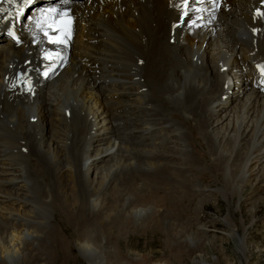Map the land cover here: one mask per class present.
<instances>
[{
  "label": "bare ground",
  "instance_id": "6f19581e",
  "mask_svg": "<svg viewBox=\"0 0 264 264\" xmlns=\"http://www.w3.org/2000/svg\"><path fill=\"white\" fill-rule=\"evenodd\" d=\"M15 1L0 0V18ZM229 1L236 8L222 24L183 38L174 0H94L75 7L93 24L87 66L73 59L47 89L34 90L30 102L12 100L1 85L25 50L0 45V264H50L54 221L64 227L67 220L75 239L61 249H74L85 264L108 263L107 227L126 232L153 220L172 248L193 264H207L196 260L205 229L191 232L151 201L162 190L182 202L207 194L191 180V172L205 170L191 151L196 143L221 181L213 191L227 204L234 197L241 203L248 178L264 177V94L247 72L255 58L264 66V32L257 37L250 27L255 9L263 11L257 28L264 25V0ZM225 69L233 87H224ZM118 121H125L126 138L112 124ZM113 199L118 206L109 207ZM225 224L236 235L229 215ZM246 239L245 230L240 254Z\"/></svg>",
  "mask_w": 264,
  "mask_h": 264
},
{
  "label": "rangeland",
  "instance_id": "374dc122",
  "mask_svg": "<svg viewBox=\"0 0 264 264\" xmlns=\"http://www.w3.org/2000/svg\"><path fill=\"white\" fill-rule=\"evenodd\" d=\"M189 141L195 142V137H191L190 135ZM199 144H194L197 150L195 147L194 149L191 147L193 145L189 147H191V151L197 162L205 170L195 175L191 172L190 175L193 174L191 176L193 182L200 184L208 190L207 194L196 197L192 201L190 200V202L179 200L178 202L174 196L171 197L169 195L173 191L169 190L167 192L162 190L157 192L156 196L154 194L157 199L153 197L151 203L155 205L157 210H168L175 213L178 217L175 223L179 222L178 224L186 225L185 227L189 228L191 232H195L196 228L199 227L205 229L203 231L204 234L207 233L205 235V245L200 250L196 260L207 264H264V177L260 182L256 180L257 177L254 180L248 178L249 182H251L250 187L246 188V193L241 203L239 204L237 197H234L227 204L218 196L217 192L213 191L220 187L221 181H218L216 175H214L208 158H205L207 161L202 157L201 151H203V148L200 151L198 149ZM121 146L125 147V144H121ZM36 163L37 160L33 161V164ZM257 167L258 165L255 163L250 169ZM163 196L167 197L165 198L166 200H160V197ZM113 200L109 201V207L118 206L116 201ZM205 201H208L207 205H204ZM227 215H229L230 223L236 230V235L232 234L230 228L225 224V217ZM63 216H60V220L65 223L66 217L64 216V218ZM101 219L102 217L100 216L97 221L100 225ZM54 224L57 228L52 236L55 246L53 252L51 251L50 253L49 263L85 264L77 256V252L74 249L70 251L61 249V246L65 244L64 242L71 244L75 239L69 220H67V225L64 227L59 221H54ZM163 229L162 225H159L155 220L149 223L146 228L137 227L126 232H123L117 224L107 227L104 231L107 238V246L111 250L107 264H129L130 259L128 261L125 258L126 255L131 258L141 257L143 259L141 264H145L146 262L150 264H193L192 259L185 256L179 249L171 247V237ZM245 230L247 232L245 242L246 252L245 254H240L238 244ZM24 264L27 263L24 262Z\"/></svg>",
  "mask_w": 264,
  "mask_h": 264
}]
</instances>
